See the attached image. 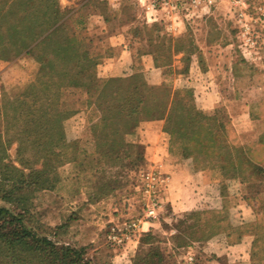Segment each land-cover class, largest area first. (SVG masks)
Here are the masks:
<instances>
[{
  "label": "rangeland",
  "instance_id": "1",
  "mask_svg": "<svg viewBox=\"0 0 264 264\" xmlns=\"http://www.w3.org/2000/svg\"><path fill=\"white\" fill-rule=\"evenodd\" d=\"M58 1L65 28L85 39L92 62H113L127 46L131 70L108 79H147L156 60L166 100L189 74L205 111L231 123L230 149L199 129L190 146L197 151L187 153L197 161L185 160L161 149L156 135L95 132L101 112L84 87L52 92L59 112L74 113L57 147L52 121L39 132L12 103L40 65L30 56L9 59L0 47V207L24 214L37 236L83 250L91 264H187L190 257L195 264H264V23L256 12L264 0H253L246 24L226 8H199L186 12L194 20L172 23L146 0ZM208 146L217 150L205 152ZM156 167L169 179L158 217L125 247L112 246L113 228L145 217L142 187ZM12 255L0 238V264H13ZM20 260L45 264L35 252Z\"/></svg>",
  "mask_w": 264,
  "mask_h": 264
},
{
  "label": "trees",
  "instance_id": "2",
  "mask_svg": "<svg viewBox=\"0 0 264 264\" xmlns=\"http://www.w3.org/2000/svg\"><path fill=\"white\" fill-rule=\"evenodd\" d=\"M65 18L58 0H6L0 7V47L9 50V59L30 56L40 65L35 82L12 102L27 115L29 126L46 132V124L52 121L50 130L58 138L54 144L64 146V124L74 113L59 112L52 92L58 88L84 87L90 104L101 112L95 132L141 135L145 123L165 121L164 131L170 137L169 151L185 160L197 161L187 153L197 151L190 146L194 137L199 136V129L207 132L204 136L221 137L223 146L230 149L231 123L221 124L218 114L207 115L199 108L189 74L182 75L188 78L187 82L166 100L164 83L151 85L148 74L147 79L142 74L126 79H103L99 76L101 64L87 58L85 39L80 40L68 32ZM154 66L162 70L156 60ZM200 70L205 75L204 70ZM215 150L212 146L204 148L205 152ZM211 163L204 161V164ZM193 168L199 171L195 165ZM0 238L13 254V264H21L22 254L34 252L45 264H91L83 250L59 247L37 236L26 226L24 214L5 207H0Z\"/></svg>",
  "mask_w": 264,
  "mask_h": 264
},
{
  "label": "built area",
  "instance_id": "3",
  "mask_svg": "<svg viewBox=\"0 0 264 264\" xmlns=\"http://www.w3.org/2000/svg\"><path fill=\"white\" fill-rule=\"evenodd\" d=\"M149 3V9H163L166 12V18L172 23H184L194 20L186 12L196 9H214L226 8L230 13L232 20L239 24H246L251 16L253 0H146ZM257 19L264 23V7L256 9ZM145 183L142 192L146 200V214L143 219L129 221L112 229L109 233V243L117 248L125 247L131 242L135 235L149 231L146 226L152 220L158 217V212L162 208V193L168 188V178L163 175L159 169L154 168L145 176ZM187 264H195L194 257H190Z\"/></svg>",
  "mask_w": 264,
  "mask_h": 264
},
{
  "label": "crops",
  "instance_id": "4",
  "mask_svg": "<svg viewBox=\"0 0 264 264\" xmlns=\"http://www.w3.org/2000/svg\"><path fill=\"white\" fill-rule=\"evenodd\" d=\"M95 17L102 19L101 16L95 15ZM122 36H114L110 38L112 41L120 40ZM130 55L129 50L127 46H124L121 48L120 56L117 58V60H114L113 62L106 63L104 65H101L99 67V76L103 79H108L112 77L117 76H125L127 72L131 70L132 61H130ZM158 71H161L159 69H156L154 66V62L151 66L147 69V74L149 75V81L151 85H160L162 84V71L161 75L158 76ZM200 100L197 98L196 93V102L199 108L205 112L207 115V111H205V107L201 105L199 102ZM212 116V115H211ZM165 121L161 122H152V123H145L143 128H141V134L144 137H155V135L159 138V142L157 143L158 146L161 147L164 151H169L170 149V137L169 135L164 131ZM163 138V139H162ZM163 140V141H162ZM162 141V142H161ZM159 156H157V160L161 162L162 166H165L163 160H161ZM204 176L205 173L196 174V176ZM169 180V179H168ZM166 191V190H165Z\"/></svg>",
  "mask_w": 264,
  "mask_h": 264
}]
</instances>
